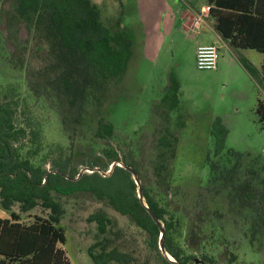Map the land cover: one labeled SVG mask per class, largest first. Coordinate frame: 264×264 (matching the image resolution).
I'll return each instance as SVG.
<instances>
[{
    "label": "trees",
    "instance_id": "trees-1",
    "mask_svg": "<svg viewBox=\"0 0 264 264\" xmlns=\"http://www.w3.org/2000/svg\"><path fill=\"white\" fill-rule=\"evenodd\" d=\"M210 1L215 3L211 11L218 17L217 27L231 44L264 54V0ZM3 2L0 206L9 215H0V264H71L61 245L67 241L63 197L71 194L112 206L144 233L147 256L118 241L121 233L105 208L92 211L88 219L95 222L97 234L88 252L94 264H151L155 256L161 264H260L241 260L238 249L244 241L255 254L264 255V153L247 155L227 147L229 127L223 116L216 115L212 124L216 158H210L208 187L218 182L222 185L218 193L227 188L228 200L222 195L207 199L201 192L191 207L168 203L179 146V131L172 123L180 106L178 79L170 78L164 97L154 106L159 118L149 144L142 143L135 157L120 155L108 141L115 125L107 110L123 93L122 80L134 54L121 13L106 19L107 0ZM242 62L256 75L251 61ZM10 70L19 74L13 76ZM261 74L264 80V59ZM255 112L264 123V100H258ZM50 113H58L68 140L46 139L44 120ZM86 124L89 139L101 145L83 167L93 170L81 172L85 161L80 155L89 142L84 143L80 130ZM223 153L228 159H222ZM118 160L137 169L144 201L133 172L118 163L111 168ZM143 160L150 169L147 182ZM240 171L243 175L236 179ZM37 206L47 214L30 213ZM22 212L33 218L26 220ZM162 225L165 250L178 263L160 247Z\"/></svg>",
    "mask_w": 264,
    "mask_h": 264
},
{
    "label": "rangeland",
    "instance_id": "rangeland-1",
    "mask_svg": "<svg viewBox=\"0 0 264 264\" xmlns=\"http://www.w3.org/2000/svg\"><path fill=\"white\" fill-rule=\"evenodd\" d=\"M203 1L107 0L104 9L106 19L121 13L123 25L128 28L134 44V54L122 80L123 93L118 100L110 102L107 110L109 119L115 125V133L108 141L119 149L120 155L135 157L142 143L149 144L152 136L150 132L159 118L154 106L164 97L170 78L174 76L178 79L180 106L172 117V123L179 131V146L174 163L173 189L166 199L180 209L193 206L201 192L207 199L222 195L223 199L228 200V189L225 188L219 194L218 187L222 185H218V182L208 187L211 176L210 158H216L215 137L212 132L216 115L224 116L223 121L229 127L227 147L247 155V152L264 153V123L258 118L253 106V99L258 95L254 79L248 73L240 72V68L230 65V62L223 70L198 67V32L183 25V11L189 2L199 4ZM3 4V0H0V15ZM248 55L256 65L260 64L257 50H251ZM223 57L235 58L226 48L221 50V58ZM10 73L13 76L19 74L17 70H10ZM262 96L264 98V94ZM59 117L58 113H50L44 120V132L48 141L68 140ZM87 127L86 124L80 130L84 143L89 142L80 155V159L85 161L80 164V169L91 171V168L83 167L101 143L89 139L91 131ZM227 157L223 153L222 159H228ZM141 167L147 182L150 178L147 161L143 160ZM242 175L243 171H240L235 178ZM63 198L66 211L62 224L67 232V241L61 245L66 249L71 264H94L88 247L96 238L97 226L88 219V215L100 207L114 217L117 233H121L118 241H125L130 247L136 246L143 256L148 255L143 240L144 233L127 215L91 197L71 194ZM14 208L20 209L19 205ZM0 212L9 215L1 206ZM35 212L47 214L48 211L37 206L30 211L33 214ZM22 213L28 221L33 218L29 212ZM238 250L241 260H254L264 264V255L255 254L244 241ZM151 264L161 263L155 256Z\"/></svg>",
    "mask_w": 264,
    "mask_h": 264
},
{
    "label": "crops",
    "instance_id": "crops-1",
    "mask_svg": "<svg viewBox=\"0 0 264 264\" xmlns=\"http://www.w3.org/2000/svg\"><path fill=\"white\" fill-rule=\"evenodd\" d=\"M207 3H210L211 6L215 5L214 2L210 1V0H204L203 2H199V4H194L189 2L187 8L183 11V25L186 28H193L196 29V31L198 32L197 35V46L196 49L198 47V45L200 44H206V43H210V42H218L219 46H220V56L218 59V63H217V69L219 70H223L227 67V63L230 62V65H232L233 67L236 68H240L239 71L243 72L245 74H249L254 81L256 82L257 86H258V95L255 96V99H253V106L255 107L256 103L258 102L259 99L264 100L263 98V94H264V80L262 78V74H261V67L263 64V59H264V54L263 52H261L260 50L256 49V48H251V47H243V46H237V45H233L229 42L228 39H226L222 32L218 29L217 27V22H218V17L216 16L215 13H213L211 11V15L206 19V21H204L202 23V25L197 29L195 27H193V19L194 17L197 15V13L200 11L201 7ZM208 13V12H207ZM223 48H226L228 50H230L235 58H227L225 59V57L221 58V50ZM249 50V51H248ZM251 50H257V56H260V64L256 65L254 63V61L250 58L251 56L248 55L249 52H251ZM243 59H248L249 61H251L258 69L256 75H252L247 68H245L242 60ZM224 117V116H223ZM5 211V210H4ZM0 215L2 216H8L5 215L3 213L0 212Z\"/></svg>",
    "mask_w": 264,
    "mask_h": 264
},
{
    "label": "built area",
    "instance_id": "built-area-1",
    "mask_svg": "<svg viewBox=\"0 0 264 264\" xmlns=\"http://www.w3.org/2000/svg\"><path fill=\"white\" fill-rule=\"evenodd\" d=\"M211 4L203 5L193 19V27L199 28L211 15ZM208 12V13H207ZM220 56V46L218 42H210L198 45L196 49V60L199 68H216Z\"/></svg>",
    "mask_w": 264,
    "mask_h": 264
},
{
    "label": "water",
    "instance_id": "water-1",
    "mask_svg": "<svg viewBox=\"0 0 264 264\" xmlns=\"http://www.w3.org/2000/svg\"><path fill=\"white\" fill-rule=\"evenodd\" d=\"M115 163H118L124 167H126L127 169L131 170L134 174V177L136 179V182L139 184V195L140 197L142 198V200L144 201V196H143V190H142V185H141V182H140V177L138 176V171L135 167L129 165V164H126L125 162H123L122 160H118V161H114L113 164L111 165V168L113 167V165ZM93 170V169H92ZM111 170V169H110ZM83 172V170L81 171ZM147 205V204H146ZM148 206V205H147ZM149 210L150 212L152 213L153 217L156 219V221L161 225V219L158 218L157 214L155 213V211L149 207ZM164 227L162 225V229H161V235H160V247L161 249L164 251V253L171 259L173 260L174 262L178 263V261L168 252L165 250V246H164ZM179 264V263H178Z\"/></svg>",
    "mask_w": 264,
    "mask_h": 264
}]
</instances>
